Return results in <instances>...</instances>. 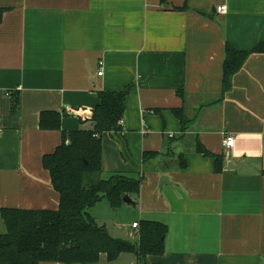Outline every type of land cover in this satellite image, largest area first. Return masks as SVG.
<instances>
[{"label": "crops", "instance_id": "crops-1", "mask_svg": "<svg viewBox=\"0 0 264 264\" xmlns=\"http://www.w3.org/2000/svg\"><path fill=\"white\" fill-rule=\"evenodd\" d=\"M0 8V208L55 210L43 156L61 131L91 127L99 91L131 85L121 131L102 137V169L141 179L139 194L128 195L134 205L103 199L88 212L132 243L141 221L166 225L164 251L143 260L101 253L85 264H264V53L250 54L222 90L226 43L250 52L264 41V0H0ZM43 111L62 114L60 130L40 127ZM162 176L169 183L160 187Z\"/></svg>", "mask_w": 264, "mask_h": 264}, {"label": "trees", "instance_id": "trees-1", "mask_svg": "<svg viewBox=\"0 0 264 264\" xmlns=\"http://www.w3.org/2000/svg\"><path fill=\"white\" fill-rule=\"evenodd\" d=\"M2 13L0 8V20ZM252 53H264V41L250 52L237 50L226 43L223 92L230 89L232 77ZM130 89L131 85L118 91H99V102L89 118L91 127L61 131L59 145L43 156L42 165L49 173L51 186L59 194L55 210L0 208L5 226L4 232L0 233V264H40L42 261L85 264L98 261L101 253L110 261L126 251L134 252L139 260L163 253L166 225L141 221L139 241L132 243L111 236L88 212L100 200L105 199L116 208L124 203V195L139 194L141 179L122 172L104 175L102 169V137L104 133L121 131L119 122ZM178 94L183 97L182 92ZM12 107H18L17 98L12 99ZM180 112L175 110L184 124ZM61 116L56 111H43L39 125L42 129L60 130ZM198 150L207 154L203 147ZM143 157L147 159L150 155L145 153Z\"/></svg>", "mask_w": 264, "mask_h": 264}, {"label": "built area", "instance_id": "built-area-1", "mask_svg": "<svg viewBox=\"0 0 264 264\" xmlns=\"http://www.w3.org/2000/svg\"><path fill=\"white\" fill-rule=\"evenodd\" d=\"M215 11L218 13H225L226 12V6L225 5H219L215 8ZM102 71L98 72V75H101ZM120 124H122V120H120L119 122ZM1 131V128H0ZM235 145V138L231 135V134H226L223 137V146L225 149H232ZM132 227L134 229L138 228V223L134 222L132 224Z\"/></svg>", "mask_w": 264, "mask_h": 264}, {"label": "water", "instance_id": "water-1", "mask_svg": "<svg viewBox=\"0 0 264 264\" xmlns=\"http://www.w3.org/2000/svg\"><path fill=\"white\" fill-rule=\"evenodd\" d=\"M164 183H169L167 176H162L160 178L159 186L161 187L162 184H164ZM123 201L125 203H129V204H133L134 205V201L128 195H124L123 196Z\"/></svg>", "mask_w": 264, "mask_h": 264}, {"label": "rangeland", "instance_id": "rangeland-1", "mask_svg": "<svg viewBox=\"0 0 264 264\" xmlns=\"http://www.w3.org/2000/svg\"><path fill=\"white\" fill-rule=\"evenodd\" d=\"M1 227H2V225H1ZM0 230H2V231H0V232H4V230H5V227H2V229H0ZM132 255V254H131ZM130 255V256H131Z\"/></svg>", "mask_w": 264, "mask_h": 264}]
</instances>
